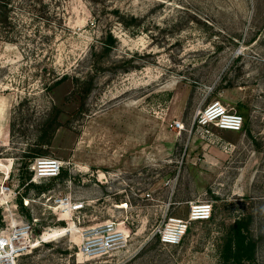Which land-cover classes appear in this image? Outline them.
<instances>
[{
	"label": "rangeland",
	"instance_id": "1",
	"mask_svg": "<svg viewBox=\"0 0 264 264\" xmlns=\"http://www.w3.org/2000/svg\"><path fill=\"white\" fill-rule=\"evenodd\" d=\"M11 2L9 41L0 30V188L18 196H0V233L35 219L40 242L18 264H220V239L243 215L264 264V0ZM108 33L116 45L104 54ZM90 71L84 97L74 79ZM218 101L244 117L242 131L199 123ZM38 157L67 173L43 182L45 194L27 186ZM59 196L85 209L65 213ZM205 202L213 218L181 245L154 235ZM109 220L127 247L83 257V229Z\"/></svg>",
	"mask_w": 264,
	"mask_h": 264
},
{
	"label": "built area",
	"instance_id": "2",
	"mask_svg": "<svg viewBox=\"0 0 264 264\" xmlns=\"http://www.w3.org/2000/svg\"><path fill=\"white\" fill-rule=\"evenodd\" d=\"M197 118L203 126L213 125L225 131H242L245 124L244 117L241 114L228 109L219 101L200 109ZM63 166V162L59 159L38 157L31 165L32 176L30 182L42 183L47 179L58 178ZM3 167L5 165L0 163V173L3 172L1 169ZM5 176L9 179L10 172ZM8 193L13 197L18 196V193L9 187L0 188V196ZM0 199L3 201L1 197ZM0 204L3 203L0 202ZM25 204L28 205L29 201L25 200ZM54 204L58 209L71 214L80 213L85 209L83 202L73 201L70 196H59L54 199ZM212 215L213 205L211 203H190L186 218H168L155 230L154 235L164 245H181L193 223L208 221ZM35 222L34 219L33 222H26L12 227L9 232L0 233V264H18L20 257L29 254L39 246V237L35 233ZM45 235L46 233L40 236L43 242H46ZM127 245L128 235L126 232L116 222L109 220L83 229L80 254L87 259H93L123 249Z\"/></svg>",
	"mask_w": 264,
	"mask_h": 264
},
{
	"label": "trees",
	"instance_id": "3",
	"mask_svg": "<svg viewBox=\"0 0 264 264\" xmlns=\"http://www.w3.org/2000/svg\"><path fill=\"white\" fill-rule=\"evenodd\" d=\"M12 2L11 0H0V30L6 34L5 40L9 41V34L15 29L13 24L12 16ZM123 25L129 28L132 25L138 24V19L131 17L130 19H123L121 17ZM12 40V39H11ZM102 51L107 54L113 46L116 45V39L111 33H108L104 38L102 44ZM94 71H90L83 78L75 77V82L77 86V91L80 95L84 97L88 96L92 90L94 81ZM67 77H63L54 85L59 84ZM246 124V123H245ZM245 127V125H244ZM244 129V128H243ZM41 143L38 142V145ZM44 153H37L35 156H41ZM28 177V181L31 178ZM67 175L66 172H61L58 178H51L50 180L62 179ZM48 180V179H47ZM44 180L43 182L47 181ZM25 181V179L23 180ZM35 184L33 182H27L28 189L35 188L38 194H45L50 190L51 185ZM25 183V182H24ZM28 194V193H27ZM26 194V195H27ZM19 205L22 210H27L22 203V199L19 200ZM214 214V210H213ZM251 215H243L238 217L232 224L229 225L228 229L224 232L218 244V258L220 264H254L256 261V241L253 238L252 232L250 230ZM31 219V215H29ZM213 218V215L211 219ZM210 219V220H211ZM205 222V221H203ZM4 227V222L2 216L0 215V229ZM189 231V230H188ZM47 246H50L49 243Z\"/></svg>",
	"mask_w": 264,
	"mask_h": 264
},
{
	"label": "bare ground",
	"instance_id": "4",
	"mask_svg": "<svg viewBox=\"0 0 264 264\" xmlns=\"http://www.w3.org/2000/svg\"><path fill=\"white\" fill-rule=\"evenodd\" d=\"M44 237H45V238H44L45 240H47L48 238H50V237H48V236H46V235H45Z\"/></svg>",
	"mask_w": 264,
	"mask_h": 264
}]
</instances>
